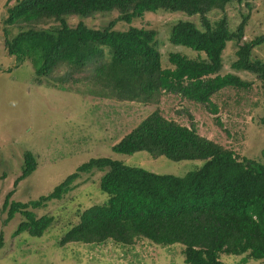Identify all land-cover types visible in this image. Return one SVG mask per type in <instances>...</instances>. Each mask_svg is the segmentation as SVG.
<instances>
[{
  "label": "trees",
  "instance_id": "obj_1",
  "mask_svg": "<svg viewBox=\"0 0 264 264\" xmlns=\"http://www.w3.org/2000/svg\"><path fill=\"white\" fill-rule=\"evenodd\" d=\"M246 1L16 0L9 5L7 0L2 46L5 54L15 60L16 68L29 62L37 84L62 70L55 81L63 88L75 73L88 71L97 90L94 93L101 99L157 104L162 94L178 95L202 105L215 116V125L222 128L211 97L224 88L251 86L233 74H219L222 52L228 42H234L231 68L252 74L258 82L263 103L258 123L264 129V62L252 59L253 50L264 44V33L245 41L248 16L233 31L224 14L216 26L208 18L211 12L223 13L229 5ZM158 10L198 18L200 28L191 22L175 23L168 41L201 53L203 58L169 53L171 67L163 68L154 30L132 26L124 31L113 29L117 22L130 25L144 13ZM111 11L117 17L102 29L81 23L70 26L65 20L71 15L87 18ZM8 27L18 30L13 37H8ZM188 119L190 125L184 127L165 119L155 108L113 143L110 151L121 155L143 151L151 158L162 156L174 162L201 160L199 168L176 177L107 157L92 158L36 200L13 201V190L8 192L1 207L5 213L1 226L19 214L21 221L13 236L26 233L41 237L53 226L54 218L48 213L37 217L34 211L60 200L77 187L83 175L98 170L102 173L98 188L106 196L105 201L81 211L77 223L57 241L59 247L107 242L129 247L144 240L161 247L182 246L185 264H221V254L264 262V164L238 157L200 136L193 118L188 115ZM260 153L264 159V146ZM36 167L34 155L24 152L21 174L13 187ZM2 237L0 232V248Z\"/></svg>",
  "mask_w": 264,
  "mask_h": 264
},
{
  "label": "rangeland",
  "instance_id": "obj_2",
  "mask_svg": "<svg viewBox=\"0 0 264 264\" xmlns=\"http://www.w3.org/2000/svg\"><path fill=\"white\" fill-rule=\"evenodd\" d=\"M6 1L0 0V232L3 236L0 264H185L182 246L177 244L161 247L141 240L129 247L110 242L57 245L59 238L77 223L81 211L105 201L106 196L98 188V178L102 174L98 170L83 175L77 187L60 200L34 211L37 217L48 213L54 218L53 226L41 237L26 233L13 236L21 217L16 214L1 226L5 217L1 207L6 194L12 190L11 200L17 202L47 195L79 165L96 157H107L151 173L176 177L199 168L203 163L201 160L174 162L162 156L151 158L143 151L131 155L110 151L113 143L155 108L165 119L184 127H189L190 115L200 136L231 150L238 157L264 164L260 153L264 146V129L258 123L263 114L261 90L252 74L231 68L235 60L234 42H228L222 52L219 74H233L251 86L247 89L224 88L212 96V102L218 108L220 128L215 125V116L202 105L178 95L162 94L157 104L101 99L94 93L97 90L88 71L75 73L73 80L63 88L55 81L62 70L42 78L41 84H37L29 62L16 68L15 60L3 50L2 20ZM15 1L10 0L9 5ZM223 14L231 31L248 16L243 32L245 41L264 33V0H247L240 5L233 3L223 13H209L208 18L216 26ZM116 17V12L111 11L87 18L71 15L65 20L70 26L81 23L88 28L102 29ZM177 22H191L200 28L196 16L158 10L144 13L130 25L117 22L113 29L124 31L132 26L154 30L160 64L169 68V53H179L188 59L203 58L201 53L168 41L170 29ZM17 31L8 27L6 32L8 37H13ZM255 58L264 62V44L253 50L252 59ZM26 151L34 155L37 167L14 188L13 182L21 174L22 154ZM219 260L221 264H264L263 261L245 259L243 255L221 254Z\"/></svg>",
  "mask_w": 264,
  "mask_h": 264
},
{
  "label": "crops",
  "instance_id": "obj_3",
  "mask_svg": "<svg viewBox=\"0 0 264 264\" xmlns=\"http://www.w3.org/2000/svg\"><path fill=\"white\" fill-rule=\"evenodd\" d=\"M222 91V90H221ZM220 92V91H219ZM211 101H212V97H211Z\"/></svg>",
  "mask_w": 264,
  "mask_h": 264
}]
</instances>
